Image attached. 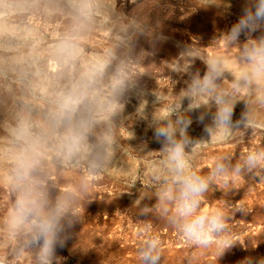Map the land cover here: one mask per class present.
Here are the masks:
<instances>
[{"label": "clouds", "instance_id": "9594fccd", "mask_svg": "<svg viewBox=\"0 0 264 264\" xmlns=\"http://www.w3.org/2000/svg\"><path fill=\"white\" fill-rule=\"evenodd\" d=\"M125 2L134 7L125 11ZM222 4L200 0L202 8ZM164 7L161 0H0V264H60L57 246L84 222L97 186L115 175L123 179L115 198L141 185L130 208L142 221L137 264L164 260L153 218L218 257L237 242L231 222L245 206L206 198L240 181L264 183V143H254L264 137V0H246L238 21L207 46L193 40L157 64L156 45L166 37L152 13ZM145 76L157 85L149 127L160 148L141 154L146 145L135 152L123 143L134 138L123 113ZM147 105L137 108L144 119ZM194 114L203 125L197 138L188 131ZM234 140L251 146L219 151L202 174L206 150ZM129 152L143 162L139 172Z\"/></svg>", "mask_w": 264, "mask_h": 264}, {"label": "rangeland", "instance_id": "374dc122", "mask_svg": "<svg viewBox=\"0 0 264 264\" xmlns=\"http://www.w3.org/2000/svg\"><path fill=\"white\" fill-rule=\"evenodd\" d=\"M161 2L166 7L152 13L153 22L159 20V30L166 37L156 45L153 59L157 64L175 57L183 46L191 44L193 40L207 46L213 37L229 30L238 21L246 0H223L220 7L213 5L208 8L200 7V0ZM133 7L131 3L125 2V11H130ZM254 35H259V32ZM140 43L143 47L150 48L145 40L142 39ZM220 48L224 49L223 41L220 42ZM196 66L203 72L202 64L197 62ZM173 78L179 80L175 74ZM159 83L162 87L167 86V78L161 77ZM182 86V82L178 83L175 91ZM156 87L155 80L145 76L138 89L128 94L123 113L126 117L125 125L134 137L123 143L135 152H141L146 145L141 154L160 148V144L154 139L153 129L149 127L155 101L152 90ZM142 100L148 101L145 109L147 119L137 114ZM242 109L243 104H238L234 119L239 117ZM196 115H193V123L188 130L193 138L204 135L203 125L196 121ZM254 143H264V137H258ZM250 146L248 141L234 140L227 145L209 147L199 162L201 173L207 172L208 161L219 151L239 153ZM126 160L131 169L139 172L143 163L141 160L131 152ZM140 187L137 183L131 195L124 193L115 198V193L123 188L122 177L115 175L103 180L97 186L96 199L85 206L84 222L75 224L68 231L63 247L57 246L55 255L60 264H137L136 234L142 221L136 219V210L130 208ZM206 199L212 206L225 200L245 206L247 214L237 212L231 222L237 242L218 257L214 249L188 246L162 220L153 218L151 222L154 230L160 233L164 242L162 264H243L249 258L252 264H259L264 259V183L240 181L235 190L227 192L213 189ZM149 203H154V200Z\"/></svg>", "mask_w": 264, "mask_h": 264}]
</instances>
